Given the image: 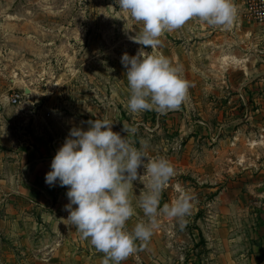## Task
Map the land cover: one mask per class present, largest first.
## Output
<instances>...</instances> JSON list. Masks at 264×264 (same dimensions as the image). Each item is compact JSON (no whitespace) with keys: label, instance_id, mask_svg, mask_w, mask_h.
<instances>
[{"label":"rangeland","instance_id":"1","mask_svg":"<svg viewBox=\"0 0 264 264\" xmlns=\"http://www.w3.org/2000/svg\"><path fill=\"white\" fill-rule=\"evenodd\" d=\"M234 2L238 15L230 27L193 18L166 31L162 45L151 49L131 39L142 23L115 0H0V128L52 140L66 138L72 127L87 130V121L98 118L112 122L122 137L124 125H134V145L147 142L149 158L163 156L176 170L161 206L177 198V185L193 197L183 226L161 214L150 240L138 241L121 264H214L210 254L218 247L211 238L220 226L228 225L246 257L259 245L255 234L264 235V26L245 19L241 3ZM141 48L181 67L189 88L179 109L128 110L121 57ZM16 94L22 99L14 105ZM138 171L142 175L143 166ZM133 183L136 206L147 180ZM136 210L129 230L148 220ZM15 229L16 237L2 239L0 250L16 256L3 254L0 264L30 263L25 252L47 247L46 240L28 239L22 223ZM11 230L0 225V233ZM79 236L74 251L81 264H102L104 254ZM65 248L73 249L66 240ZM246 257L241 264H253Z\"/></svg>","mask_w":264,"mask_h":264},{"label":"clouds","instance_id":"2","mask_svg":"<svg viewBox=\"0 0 264 264\" xmlns=\"http://www.w3.org/2000/svg\"><path fill=\"white\" fill-rule=\"evenodd\" d=\"M119 9L130 14L142 29L131 37L143 46L156 49L162 45L166 31L184 26L197 18L211 26L230 27L238 9L234 0H115ZM121 62L126 68L130 89L127 108L131 113L155 110L159 113L177 110L185 102L189 83L181 75V67L168 57L148 54L141 48L137 55L124 53ZM87 130L72 127L65 142L56 152L51 171L46 173L49 186H68L67 218L82 238L104 254L102 264H121L137 251V242H147L158 226V217L185 222L193 207V197L177 185L178 196L161 206L162 193L176 175L172 162L161 156L149 158L144 149L129 138L135 135L134 125H124L122 137L112 130L107 119L87 121ZM145 158L147 162H145ZM144 173L138 171L141 167ZM147 180L146 190L134 206V181ZM73 205H76L73 208ZM137 206L148 217L129 230L128 221L138 215Z\"/></svg>","mask_w":264,"mask_h":264},{"label":"crops","instance_id":"3","mask_svg":"<svg viewBox=\"0 0 264 264\" xmlns=\"http://www.w3.org/2000/svg\"><path fill=\"white\" fill-rule=\"evenodd\" d=\"M8 121L12 126V119ZM0 122L4 124L3 120ZM0 129V225L8 224V228H12L8 233H0V241L6 236L16 237L15 227L22 223L28 239L33 236L47 241V249L40 253H24L31 261L26 264H33L32 258L39 260L38 264H81L80 253L74 251L81 233L67 220L69 212L65 209L70 202L68 186L61 187L57 183L52 187L45 182L46 173L51 171V162L65 138L51 140L41 134L21 136L18 129ZM227 226L215 230L211 240L212 246L218 249L210 256L215 259L214 264H241V258L246 256L236 249V238L228 235ZM255 236L259 245L246 259L253 264H264V235ZM65 240L73 249L66 250ZM3 254L16 256L13 252L0 250V256Z\"/></svg>","mask_w":264,"mask_h":264},{"label":"built area","instance_id":"4","mask_svg":"<svg viewBox=\"0 0 264 264\" xmlns=\"http://www.w3.org/2000/svg\"><path fill=\"white\" fill-rule=\"evenodd\" d=\"M243 7L244 17L250 22L259 26H264V0H239ZM22 96L16 94L12 103L17 105L20 103Z\"/></svg>","mask_w":264,"mask_h":264}]
</instances>
